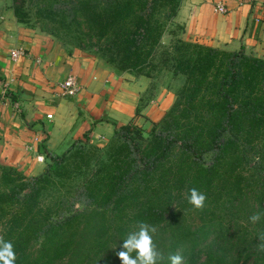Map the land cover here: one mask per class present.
Returning a JSON list of instances; mask_svg holds the SVG:
<instances>
[{"label": "trees", "instance_id": "1", "mask_svg": "<svg viewBox=\"0 0 264 264\" xmlns=\"http://www.w3.org/2000/svg\"><path fill=\"white\" fill-rule=\"evenodd\" d=\"M179 1L108 0L101 7L86 1L78 12L106 44L109 64L150 77L146 69ZM10 8L23 24V0H10ZM162 55L184 83L142 147L144 132L130 122L114 130L94 169L81 150L87 144L48 157L38 176L0 166V236L13 242L16 264H122L117 253L141 220L157 226L153 241L165 258L264 264L256 250L264 218L248 220L264 213V61L179 38ZM87 172L85 206L58 212L53 192ZM192 187L206 194L202 211L187 203Z\"/></svg>", "mask_w": 264, "mask_h": 264}, {"label": "crops", "instance_id": "2", "mask_svg": "<svg viewBox=\"0 0 264 264\" xmlns=\"http://www.w3.org/2000/svg\"><path fill=\"white\" fill-rule=\"evenodd\" d=\"M217 5L226 12L216 13ZM173 22L184 42L264 61V0H180ZM16 47L26 56L12 62L8 52ZM68 76L79 91L60 98L57 85ZM6 80L11 82L8 102L0 101V165L25 176L40 175L48 157L71 145L106 144L116 128L134 120L150 86V79L118 74L98 57L64 49L26 28L16 22L10 3L0 4V82ZM160 90L148 101H174L172 92ZM150 116L153 122L159 111Z\"/></svg>", "mask_w": 264, "mask_h": 264}, {"label": "rangeland", "instance_id": "3", "mask_svg": "<svg viewBox=\"0 0 264 264\" xmlns=\"http://www.w3.org/2000/svg\"><path fill=\"white\" fill-rule=\"evenodd\" d=\"M86 1L90 2L91 7H101L108 0H23V11L26 16L23 25L30 30L37 31L40 35L64 49L84 51L98 57L108 66L112 67L118 74L126 73L130 77H139L133 72L119 71L115 65L108 63L109 55L106 54V44L103 40L97 39L94 29L84 14L78 12L79 5L84 2L86 3ZM9 3L10 0H0L1 5ZM161 19L164 21L165 17H161ZM178 27L173 22V19L167 23L165 32L160 38V44L153 55V68L146 69L150 77L142 76L143 78L150 79V86H148L147 91L139 101L136 107L137 113L134 114V120L131 121V124L144 132L143 140L138 141V148L145 144L152 125L161 121L166 111L174 102L148 101V99L150 97V99L154 98V93L158 92L157 90L159 89H161L160 91L172 92L174 95L184 83L182 76H174L172 74L169 62L163 64L165 56L162 55V52L172 53L174 42L180 36ZM144 106H149L147 108L149 113L140 115V111ZM155 110L159 111V117L152 122L150 114ZM113 142L119 143L115 139ZM93 145L95 146H92V144L81 146L82 151L88 152L91 155L90 169H94L99 161L105 159L108 148V145L105 144ZM209 160L210 156H206L205 162L208 163ZM88 172L72 176V179L65 182L63 188L59 189L58 193L53 192L51 198L54 201L56 200V210L58 212L74 211L85 206L82 197V185L83 177L89 174ZM22 176L25 178L34 177Z\"/></svg>", "mask_w": 264, "mask_h": 264}, {"label": "clouds", "instance_id": "4", "mask_svg": "<svg viewBox=\"0 0 264 264\" xmlns=\"http://www.w3.org/2000/svg\"><path fill=\"white\" fill-rule=\"evenodd\" d=\"M206 194L196 187L188 190L187 203L193 211H202L205 207ZM264 213L255 212L249 216L251 224H258ZM158 231L155 224L146 221H137L136 230L126 234L121 250L117 253L122 264H163L167 259L168 264H185V258L179 254H169L165 258L153 241V236ZM259 243L256 244L258 253H264V232H260L257 237ZM133 253L135 255L133 256ZM17 255L11 240H5L0 236V264H16Z\"/></svg>", "mask_w": 264, "mask_h": 264}, {"label": "built area", "instance_id": "5", "mask_svg": "<svg viewBox=\"0 0 264 264\" xmlns=\"http://www.w3.org/2000/svg\"><path fill=\"white\" fill-rule=\"evenodd\" d=\"M214 11L219 14H224L226 12V10L220 5L215 6ZM25 56H26L25 52L19 47L12 48L8 52V57L12 62H15L18 59L25 57ZM10 82H11L10 80L0 82V101L2 102H8L9 100L8 89H9ZM57 86L59 89L58 96L60 98H72L79 91V85L75 77L73 76L66 77L63 81L58 83ZM46 118L49 119L50 116H46ZM42 160H43L42 157H36V161L42 162Z\"/></svg>", "mask_w": 264, "mask_h": 264}]
</instances>
